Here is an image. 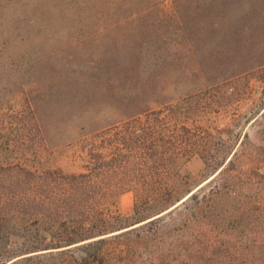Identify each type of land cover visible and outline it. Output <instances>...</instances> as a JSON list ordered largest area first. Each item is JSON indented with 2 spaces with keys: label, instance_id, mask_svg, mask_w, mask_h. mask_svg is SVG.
I'll list each match as a JSON object with an SVG mask.
<instances>
[{
  "label": "rangeland",
  "instance_id": "1",
  "mask_svg": "<svg viewBox=\"0 0 264 264\" xmlns=\"http://www.w3.org/2000/svg\"><path fill=\"white\" fill-rule=\"evenodd\" d=\"M0 224L5 264H264V0H0Z\"/></svg>",
  "mask_w": 264,
  "mask_h": 264
},
{
  "label": "trees",
  "instance_id": "2",
  "mask_svg": "<svg viewBox=\"0 0 264 264\" xmlns=\"http://www.w3.org/2000/svg\"><path fill=\"white\" fill-rule=\"evenodd\" d=\"M134 115H130L129 117H133ZM159 115L157 114V112H153V128L155 127V122L156 121H159L158 118ZM157 158V154L155 152H153V159L154 158ZM221 172V169L220 170H215L212 172V174L210 176L207 177L210 178L208 181H212L216 178V176H218V174ZM72 178L74 177H86L85 174H77L75 176L71 175ZM62 179V178H61ZM61 179L58 178L57 179H54V180H51V182L55 183L56 184V187H54V189L57 191V193L59 194L60 197L64 196V199L66 200L64 202V205L67 206V197L69 196V198L71 197V195L75 194L76 192V188H77V185H80L83 183V181L81 180V182L79 181H69V182H64L61 181ZM202 186H199L197 189L193 190L190 189L188 191H185V193H183L180 197L176 196V195H173V193H168V194H161L159 192H153V199H156L158 203H161L160 207L158 208L159 211L156 212L155 214L151 215V216H148V217H145L143 218L142 220H146L150 217H153V216H156L158 214H160L161 212H163L164 210L168 209L169 207L173 206L178 200L181 199V197H185V199L183 200L184 202L188 201V200H192V199H196L197 198V194L200 190ZM29 199V198H28ZM27 199V200H28ZM31 203V202H30ZM24 205V204H23ZM32 205V204H30ZM6 206H8V202L6 203ZM33 207H36V208H39V207H43L40 203L39 204H36L34 203L33 204ZM68 210H70V207L67 208ZM2 211H4V208L2 209ZM161 215L157 216V217H154L153 219L151 220H148L147 222H144V223H148L150 221H153L154 219H159ZM14 227V226H13ZM7 228L5 225L3 224H0V232ZM114 232V231H117V229H113V227H110V228H107V226L105 227V230H102L100 231L98 234H93V235H86V236H83V235H78V232H74L75 234L74 235H71V234H67L65 240H64V244H61V245H58V246H54V247H58V248H61V247H65V246H70V247H75L76 249H83V248H87V247H95L96 248V251L97 253H102L103 251V247L102 246H98L100 244H103L105 241L107 240H110L114 237H117L119 235H121V233H124V232H118V233H115V234H110V235H107L111 232ZM128 231V230H127ZM101 236V237H100ZM3 239L6 241V244L7 242L9 241V237L7 236H3ZM73 245V246H71ZM54 247H51V248H54ZM50 247H47L46 249H49ZM64 249H61L60 251H63ZM13 259L12 256H5L4 254V258H2L0 260V264H5L7 261ZM15 262H11L10 264H14Z\"/></svg>",
  "mask_w": 264,
  "mask_h": 264
}]
</instances>
